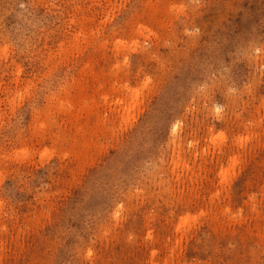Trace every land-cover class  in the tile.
Segmentation results:
<instances>
[{"label":"rangeland","instance_id":"obj_1","mask_svg":"<svg viewBox=\"0 0 264 264\" xmlns=\"http://www.w3.org/2000/svg\"><path fill=\"white\" fill-rule=\"evenodd\" d=\"M165 263L264 264V0H0V264Z\"/></svg>","mask_w":264,"mask_h":264},{"label":"bare ground","instance_id":"obj_2","mask_svg":"<svg viewBox=\"0 0 264 264\" xmlns=\"http://www.w3.org/2000/svg\"><path fill=\"white\" fill-rule=\"evenodd\" d=\"M122 43H123V42H122ZM99 44H100V43H99ZM116 44H117V43H116ZM118 44H119V43H118ZM134 44H135V43H134ZM93 47H94V45H93ZM97 48H98V47H97ZM95 50H96V49H95ZM253 52H254V51H253ZM87 68H88V67H87ZM90 69H91V68H90ZM101 71H102V70H101ZM94 73H95V72H94ZM114 74H115V73H114ZM91 77H92V76H91ZM121 81H122V80H121ZM80 85H81V84H80ZM100 85H101V84H100ZM85 86H86V85H85ZM120 86H121V85H120ZM80 87H81V86H80ZM80 90H81V89H80ZM109 96H110V95H109ZM137 96H138V95H137ZM140 96H141V95H140ZM79 98H80V97H79ZM91 98H92V97H91ZM103 98H104V97H103ZM84 99H85V98H84ZM87 99H88V98H87ZM87 99H86V100H87ZM116 99H117V98H116ZM142 99H143V98H142ZM81 100H82V99H81ZM71 102H72V101H71ZM84 102H85V101H84ZM89 103H90V102H89ZM72 105H73V104H72ZM74 105H75V104H74ZM95 105H96V104H95ZM66 106H67V105H66ZM66 106H65V107H66ZM92 106H93V105H92ZM138 106H139V105H138ZM138 108H139V107H138ZM138 108H137V109H138ZM65 109H66V108H65ZM68 109H69V108H68ZM82 109H83V108H82ZM90 109H91V108H90ZM217 109H218V108H217ZM128 110H129V109H128ZM78 111H79V110H78ZM91 111H92V110H91ZM124 111H125V110H124ZM74 115H75V113H74ZM88 118H89V117H88ZM124 119H125V118H124ZM105 121H106V120H105ZM76 122H77V121H76ZM126 122H127V121H126ZM255 123H256V122H255ZM76 124H77V123H76ZM177 124H178V123H177ZM177 124H176V125H177ZM176 125H174L173 128H172V131H173V132L176 130ZM105 127H106V126H105ZM80 129H81V128H80ZM86 132H87V131H86ZM100 133H101V132H100ZM85 134H86V133H85ZM212 134H213V133H212ZM177 135H178V134H177ZM172 136H173V135H172ZM251 136H252V135H251ZM96 137H97V136H96ZM77 138H78V137H77ZM221 138H222V137H221ZM74 139H75V138H74ZM223 139H224V138H223ZM234 139H235V138H234ZM241 139H242V138H241ZM241 139H240V140H241ZM219 140H221V139H219ZM237 141H238V140H237ZM93 142H94V141H93ZM213 142H214V141H213ZM215 142H216V141H215ZM86 143H87V142H86ZM246 143H247V142H246ZM74 144H75V142H74ZM173 144H174V143H173ZM216 144H217V143H216ZM239 144H240V143H239ZM191 145H192V144H191ZM218 145H219V144H218ZM241 145H242V144H241ZM241 145H240V148H241ZM245 145H246V144H245ZM178 148H179V147H178ZM213 148H214V147H213ZM179 149H180V148H179ZM173 151H174V150H173ZM26 155H27V154H26ZM41 155H42V154H41ZM216 155H217V154H216ZM227 155H228V154H227ZM184 160H185V159H184ZM237 160H238V159H236V161H237ZM179 163H180V161H179ZM239 163H240V162H239ZM184 164H185V163H184ZM229 168H230V167H229ZM231 168H232V166H231ZM231 168H230V169H231ZM173 169H174V168H173ZM227 169H228V168H227ZM223 171H224V170H223ZM173 172H174V171H173ZM227 172H228V171H227ZM221 174H222V172H221ZM228 175H229V173H228ZM195 176H196V175H195ZM221 177H223V176H221ZM229 178H230V177H229ZM195 181H196V179H195ZM191 186H192V185H191ZM221 188H222V187H221ZM218 195H219V194H218ZM198 209H199V208H198ZM217 209H218V208H217ZM189 214H190V213H189ZM230 215H231V214H230ZM115 216H116V215H115ZM186 217H188V216H186ZM191 217H192V216H191ZM191 217H190V218H191ZM198 218H199V217H198ZM182 219H183V218H182ZM188 219H189V218H188ZM184 220H185V219H184ZM189 221H190V220H189ZM236 221H237V220H236ZM190 222H191V221H190ZM190 222H189V223H190ZM196 222H197V221H196ZM182 223H183V222H182ZM189 223H188V224H189ZM180 224H181V223L179 222V225H180ZM182 225H183V224H182ZM189 226H190V225H189ZM191 226H192V225H191ZM181 227H182V226H181ZM179 231H180V230H179ZM90 251H91V250H90ZM154 254H155V253H154ZM165 264H166V263H165Z\"/></svg>","mask_w":264,"mask_h":264}]
</instances>
